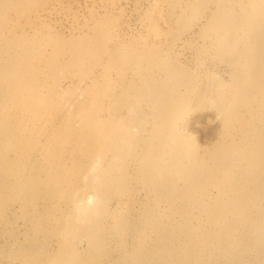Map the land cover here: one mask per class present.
I'll list each match as a JSON object with an SVG mask.
<instances>
[{
    "label": "rangeland",
    "instance_id": "rangeland-1",
    "mask_svg": "<svg viewBox=\"0 0 264 264\" xmlns=\"http://www.w3.org/2000/svg\"><path fill=\"white\" fill-rule=\"evenodd\" d=\"M256 186L264 0H0V264H264Z\"/></svg>",
    "mask_w": 264,
    "mask_h": 264
},
{
    "label": "clouds",
    "instance_id": "clouds-1",
    "mask_svg": "<svg viewBox=\"0 0 264 264\" xmlns=\"http://www.w3.org/2000/svg\"><path fill=\"white\" fill-rule=\"evenodd\" d=\"M98 204V197L95 195H89L86 200L77 202L75 211L77 216H86L88 212L94 209Z\"/></svg>",
    "mask_w": 264,
    "mask_h": 264
},
{
    "label": "bare ground",
    "instance_id": "bare-ground-1",
    "mask_svg": "<svg viewBox=\"0 0 264 264\" xmlns=\"http://www.w3.org/2000/svg\"><path fill=\"white\" fill-rule=\"evenodd\" d=\"M211 101H213V100H211ZM96 163H97V162H96ZM92 169H94V170H98V169H99V171H100L99 164L97 163L96 165H94V166L92 167ZM96 178H98V175L96 176ZM256 190H257V191H256V194H264V188L260 189L259 187L256 186ZM90 195H91V194H90ZM88 196H89V195H88ZM88 196H84V197L77 196V197H76V204H77V202H79V201L86 200ZM96 207H97V206H96ZM96 207H95V208H96ZM92 211H93V209L90 210L86 216H80L79 218H80V219H83V218L87 217Z\"/></svg>",
    "mask_w": 264,
    "mask_h": 264
}]
</instances>
